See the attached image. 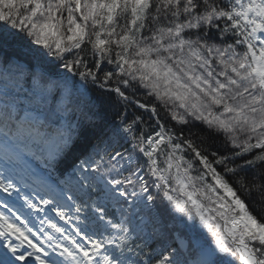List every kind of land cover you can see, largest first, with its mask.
<instances>
[{
    "label": "snow or ice",
    "instance_id": "obj_1",
    "mask_svg": "<svg viewBox=\"0 0 264 264\" xmlns=\"http://www.w3.org/2000/svg\"><path fill=\"white\" fill-rule=\"evenodd\" d=\"M0 264H264V0H0Z\"/></svg>",
    "mask_w": 264,
    "mask_h": 264
}]
</instances>
